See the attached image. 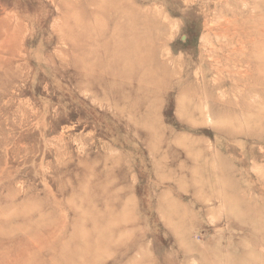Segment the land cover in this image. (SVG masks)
Segmentation results:
<instances>
[{
	"label": "rangeland",
	"instance_id": "obj_1",
	"mask_svg": "<svg viewBox=\"0 0 264 264\" xmlns=\"http://www.w3.org/2000/svg\"><path fill=\"white\" fill-rule=\"evenodd\" d=\"M0 264H264V0H0Z\"/></svg>",
	"mask_w": 264,
	"mask_h": 264
}]
</instances>
